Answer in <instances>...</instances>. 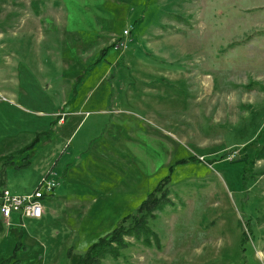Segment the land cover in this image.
<instances>
[{
  "label": "rangeland",
  "instance_id": "1",
  "mask_svg": "<svg viewBox=\"0 0 264 264\" xmlns=\"http://www.w3.org/2000/svg\"><path fill=\"white\" fill-rule=\"evenodd\" d=\"M261 155L264 0H0V193L57 183L0 264H71L167 178L101 264H264Z\"/></svg>",
  "mask_w": 264,
  "mask_h": 264
},
{
  "label": "trees",
  "instance_id": "2",
  "mask_svg": "<svg viewBox=\"0 0 264 264\" xmlns=\"http://www.w3.org/2000/svg\"><path fill=\"white\" fill-rule=\"evenodd\" d=\"M32 146L33 144L29 145L21 152H27ZM259 158H264V156L261 155ZM1 160L2 159H0V163ZM168 182L169 179H165L149 197L142 202L136 215L125 217L121 224L110 235L101 238L99 242L93 244L85 255H71V264H101L107 256L118 258L122 249L128 246V243L125 241L127 236L146 242L150 241V235L156 237V234L151 230L148 224L150 220H154L157 217L159 212H163L165 207L171 202L169 199L171 193L168 188ZM1 264L20 263L14 254Z\"/></svg>",
  "mask_w": 264,
  "mask_h": 264
},
{
  "label": "built area",
  "instance_id": "3",
  "mask_svg": "<svg viewBox=\"0 0 264 264\" xmlns=\"http://www.w3.org/2000/svg\"><path fill=\"white\" fill-rule=\"evenodd\" d=\"M131 31L125 30L124 36H129ZM120 48L126 49L121 44ZM57 183L48 181L45 177L39 187L28 195H17L5 188L0 194V215L9 224L12 216L17 215L23 219H41L45 213L42 201L51 195Z\"/></svg>",
  "mask_w": 264,
  "mask_h": 264
},
{
  "label": "crops",
  "instance_id": "4",
  "mask_svg": "<svg viewBox=\"0 0 264 264\" xmlns=\"http://www.w3.org/2000/svg\"><path fill=\"white\" fill-rule=\"evenodd\" d=\"M82 107H84V105H83ZM77 113H78V112H73V113L66 114L64 117L62 116V117L60 118V120H59L58 123H59L61 126H64V125L66 124V122H67V118L70 117L71 115H72V116H77V115H78Z\"/></svg>",
  "mask_w": 264,
  "mask_h": 264
}]
</instances>
